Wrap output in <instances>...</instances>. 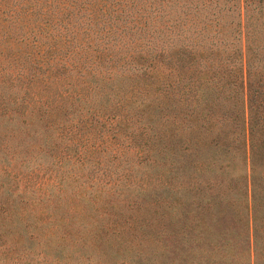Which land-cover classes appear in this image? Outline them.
<instances>
[{
    "label": "trees",
    "instance_id": "16d2710c",
    "mask_svg": "<svg viewBox=\"0 0 264 264\" xmlns=\"http://www.w3.org/2000/svg\"><path fill=\"white\" fill-rule=\"evenodd\" d=\"M0 210V264H264V0H0Z\"/></svg>",
    "mask_w": 264,
    "mask_h": 264
},
{
    "label": "rangeland",
    "instance_id": "374dc122",
    "mask_svg": "<svg viewBox=\"0 0 264 264\" xmlns=\"http://www.w3.org/2000/svg\"><path fill=\"white\" fill-rule=\"evenodd\" d=\"M37 208L39 210V209H41V206L39 205ZM0 212H1V210H0ZM122 217H126L127 220H129V218H130V216L128 214H124ZM71 260H72V262H76L77 261V260H74V259H71ZM69 264H71V263H69ZM87 264H93V262L92 263L87 262Z\"/></svg>",
    "mask_w": 264,
    "mask_h": 264
}]
</instances>
